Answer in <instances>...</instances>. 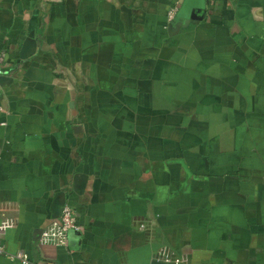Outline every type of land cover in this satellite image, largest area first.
Masks as SVG:
<instances>
[{"label":"crops","instance_id":"1","mask_svg":"<svg viewBox=\"0 0 264 264\" xmlns=\"http://www.w3.org/2000/svg\"><path fill=\"white\" fill-rule=\"evenodd\" d=\"M0 47V264H264V0H0Z\"/></svg>","mask_w":264,"mask_h":264},{"label":"built area","instance_id":"2","mask_svg":"<svg viewBox=\"0 0 264 264\" xmlns=\"http://www.w3.org/2000/svg\"><path fill=\"white\" fill-rule=\"evenodd\" d=\"M177 6L173 5L167 11L168 19L173 18ZM2 49L0 47V74L3 72V64L1 62ZM13 224V220L10 217L3 216L0 219V234L4 233L7 227ZM79 225L74 218V209L69 203H64L61 207L60 213L57 217L50 220V222L42 229L40 233V241L44 243H51L54 245H65L68 240V233L70 230H78ZM0 254H5L11 258H18L23 263H30L28 256L22 251L8 252L5 249L4 243L0 239ZM165 260H170V256L166 252H162ZM178 261V258L174 259ZM38 264H53L47 260H41Z\"/></svg>","mask_w":264,"mask_h":264},{"label":"water","instance_id":"3","mask_svg":"<svg viewBox=\"0 0 264 264\" xmlns=\"http://www.w3.org/2000/svg\"><path fill=\"white\" fill-rule=\"evenodd\" d=\"M193 15V14H192Z\"/></svg>","mask_w":264,"mask_h":264}]
</instances>
